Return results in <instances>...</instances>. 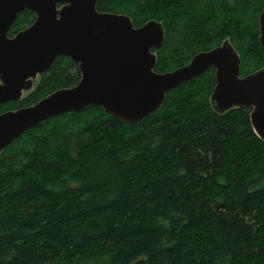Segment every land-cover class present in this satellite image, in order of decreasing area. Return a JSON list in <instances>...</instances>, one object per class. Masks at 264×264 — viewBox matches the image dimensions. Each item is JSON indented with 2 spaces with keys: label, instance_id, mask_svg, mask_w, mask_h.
<instances>
[{
  "label": "trees",
  "instance_id": "16d2710c",
  "mask_svg": "<svg viewBox=\"0 0 264 264\" xmlns=\"http://www.w3.org/2000/svg\"><path fill=\"white\" fill-rule=\"evenodd\" d=\"M134 27L159 22L154 71L186 65L228 41L240 76L264 68V0H97ZM34 20L21 12L8 36ZM58 57L21 100L35 104L79 81ZM214 69L163 105L124 122L88 105L41 121L0 153V264H264V140L250 107L216 112Z\"/></svg>",
  "mask_w": 264,
  "mask_h": 264
},
{
  "label": "water",
  "instance_id": "95a60500",
  "mask_svg": "<svg viewBox=\"0 0 264 264\" xmlns=\"http://www.w3.org/2000/svg\"><path fill=\"white\" fill-rule=\"evenodd\" d=\"M97 0H0V104L19 101L33 79L59 56L68 57L80 72L78 83L42 98L33 105L0 114V153L41 121L88 105L99 106L124 122H136L158 110L166 94L184 81L214 69L209 100L224 113L250 107L253 132L264 140V68L240 76V59L224 41L195 54L175 70L154 71L165 33L151 20L134 27L123 14L100 13ZM23 11L33 22L12 37L8 31ZM264 50V10L258 16ZM142 264V263H139Z\"/></svg>",
  "mask_w": 264,
  "mask_h": 264
},
{
  "label": "rangeland",
  "instance_id": "374dc122",
  "mask_svg": "<svg viewBox=\"0 0 264 264\" xmlns=\"http://www.w3.org/2000/svg\"><path fill=\"white\" fill-rule=\"evenodd\" d=\"M37 80V79H36ZM36 80L34 82H36ZM32 90V89H31ZM31 90H26L22 92V97H25Z\"/></svg>",
  "mask_w": 264,
  "mask_h": 264
},
{
  "label": "bare ground",
  "instance_id": "6f19581e",
  "mask_svg": "<svg viewBox=\"0 0 264 264\" xmlns=\"http://www.w3.org/2000/svg\"><path fill=\"white\" fill-rule=\"evenodd\" d=\"M124 15V14H123ZM130 18V17H129ZM134 264H139V262H136V263H134Z\"/></svg>",
  "mask_w": 264,
  "mask_h": 264
}]
</instances>
